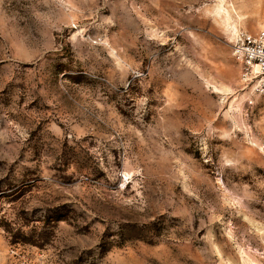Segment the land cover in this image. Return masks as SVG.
Returning <instances> with one entry per match:
<instances>
[{"label": "rangeland", "instance_id": "1", "mask_svg": "<svg viewBox=\"0 0 264 264\" xmlns=\"http://www.w3.org/2000/svg\"><path fill=\"white\" fill-rule=\"evenodd\" d=\"M260 31L264 0H0V264H264Z\"/></svg>", "mask_w": 264, "mask_h": 264}, {"label": "built area", "instance_id": "2", "mask_svg": "<svg viewBox=\"0 0 264 264\" xmlns=\"http://www.w3.org/2000/svg\"><path fill=\"white\" fill-rule=\"evenodd\" d=\"M233 56L241 66V80L253 94L264 95V31L241 33L233 44Z\"/></svg>", "mask_w": 264, "mask_h": 264}, {"label": "bare ground", "instance_id": "3", "mask_svg": "<svg viewBox=\"0 0 264 264\" xmlns=\"http://www.w3.org/2000/svg\"><path fill=\"white\" fill-rule=\"evenodd\" d=\"M224 2V0H222Z\"/></svg>", "mask_w": 264, "mask_h": 264}]
</instances>
